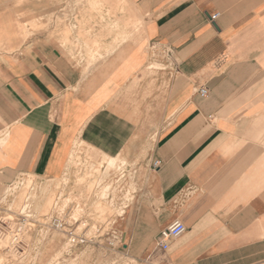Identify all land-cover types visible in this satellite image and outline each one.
<instances>
[{
    "label": "crops",
    "instance_id": "0c3cea01",
    "mask_svg": "<svg viewBox=\"0 0 264 264\" xmlns=\"http://www.w3.org/2000/svg\"><path fill=\"white\" fill-rule=\"evenodd\" d=\"M81 146L134 176L124 264H264V0H0V190Z\"/></svg>",
    "mask_w": 264,
    "mask_h": 264
},
{
    "label": "rangeland",
    "instance_id": "374dc122",
    "mask_svg": "<svg viewBox=\"0 0 264 264\" xmlns=\"http://www.w3.org/2000/svg\"><path fill=\"white\" fill-rule=\"evenodd\" d=\"M111 161V160H110ZM94 155L78 147L62 180L38 181L22 177L0 190V264H27L32 244L46 246L50 255H37V262L77 264L81 242L99 234L111 237L101 242L98 264H124L118 218L134 191V176L122 162ZM102 241V239H100ZM115 248V255L107 251ZM88 255V261L96 258Z\"/></svg>",
    "mask_w": 264,
    "mask_h": 264
},
{
    "label": "built area",
    "instance_id": "2783aa9c",
    "mask_svg": "<svg viewBox=\"0 0 264 264\" xmlns=\"http://www.w3.org/2000/svg\"><path fill=\"white\" fill-rule=\"evenodd\" d=\"M218 16L219 15L217 14L213 16L212 19L216 20ZM200 95L202 97H206L208 95V91L206 89H202L200 91ZM155 166H157V163L155 164ZM186 230L187 229L183 223L181 222L173 223L165 232L161 234L159 246L166 250L168 248L167 242L171 239H177L181 237L182 235L186 233Z\"/></svg>",
    "mask_w": 264,
    "mask_h": 264
},
{
    "label": "bare ground",
    "instance_id": "6f19581e",
    "mask_svg": "<svg viewBox=\"0 0 264 264\" xmlns=\"http://www.w3.org/2000/svg\"><path fill=\"white\" fill-rule=\"evenodd\" d=\"M110 164H111V165L113 164V160L110 161Z\"/></svg>",
    "mask_w": 264,
    "mask_h": 264
}]
</instances>
